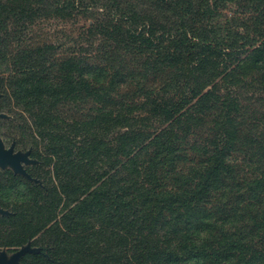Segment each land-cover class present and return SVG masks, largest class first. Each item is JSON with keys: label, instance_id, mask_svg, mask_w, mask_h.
Here are the masks:
<instances>
[{"label": "trees", "instance_id": "obj_1", "mask_svg": "<svg viewBox=\"0 0 264 264\" xmlns=\"http://www.w3.org/2000/svg\"><path fill=\"white\" fill-rule=\"evenodd\" d=\"M2 66L23 264H264V0H0Z\"/></svg>", "mask_w": 264, "mask_h": 264}, {"label": "rangeland", "instance_id": "obj_2", "mask_svg": "<svg viewBox=\"0 0 264 264\" xmlns=\"http://www.w3.org/2000/svg\"><path fill=\"white\" fill-rule=\"evenodd\" d=\"M0 68H5V67L2 66ZM8 115L9 117L5 119L6 121H3L2 120L3 118H0V135L1 136H2L1 132H5V131L9 132V130H12V129L14 130L13 122L15 120V117L12 116L11 114H8ZM16 136H17V133H16ZM2 138L4 139L7 147H10L12 144H15L16 151L25 152V151L30 150L31 157L38 160L37 158L33 157V144L30 143V140H31L30 137H27V141H29V143L25 145H19L16 142L15 136L14 137H9V136L3 137L2 136ZM25 168H27V170L32 174L33 177L39 179L41 184L43 183V179H45L48 182L49 178L52 176V173H51L52 170L50 169V167L43 164L39 160L35 164L25 165ZM0 182H1L0 183V197L3 200L9 199L12 203H15L21 200L23 197H27L29 193L32 192V188L29 182H34V181L28 179L27 177L21 174H16L14 170L11 168H6V169L0 168ZM3 185H4V188H3ZM9 211L11 212V214L13 213V211L11 210ZM14 233H15L14 229L8 226L7 222L0 221V242H2L3 240H6V236L12 237ZM38 238H39V235L34 238L29 239L25 244H22V245H11V246H6V245L1 246L0 245V252L3 250H6L7 253L11 255L15 251L19 250L22 246L27 245V244H31V246L33 247L41 248L42 246L38 245V243L36 242ZM25 256L26 255H24L21 258L20 264H23V260Z\"/></svg>", "mask_w": 264, "mask_h": 264}, {"label": "water", "instance_id": "obj_3", "mask_svg": "<svg viewBox=\"0 0 264 264\" xmlns=\"http://www.w3.org/2000/svg\"><path fill=\"white\" fill-rule=\"evenodd\" d=\"M1 98V92H0ZM8 114L0 111V118L7 119ZM38 160L31 157V151H16L15 144L7 147L4 139L0 135V168H11L16 174H21L28 179L40 183V180L33 177L25 168V165L35 164ZM11 212L0 207V215H10ZM41 248L33 247L31 244L22 246L19 250L9 255L6 250L0 252V264H20L21 258L28 253H39Z\"/></svg>", "mask_w": 264, "mask_h": 264}, {"label": "flooded vegetation", "instance_id": "obj_4", "mask_svg": "<svg viewBox=\"0 0 264 264\" xmlns=\"http://www.w3.org/2000/svg\"><path fill=\"white\" fill-rule=\"evenodd\" d=\"M27 169V168H26ZM28 171V170H27ZM29 172V171H28ZM30 173V172H29ZM31 174V173H30ZM32 175V174H31Z\"/></svg>", "mask_w": 264, "mask_h": 264}]
</instances>
